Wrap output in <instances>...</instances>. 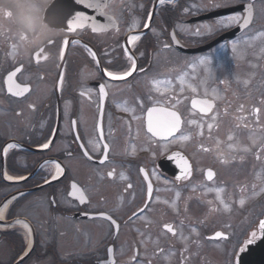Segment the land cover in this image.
<instances>
[{"label":"flooded vegetation","instance_id":"obj_1","mask_svg":"<svg viewBox=\"0 0 264 264\" xmlns=\"http://www.w3.org/2000/svg\"><path fill=\"white\" fill-rule=\"evenodd\" d=\"M52 1L0 0V264H235L241 243L252 231L259 235L264 220V39L245 41L264 32V0H225L229 6L219 9L203 7L208 0H107L112 21L97 20L112 26L93 32L89 23L69 33L44 24ZM249 4L252 22L230 42H237L235 54L219 55V47L181 51L237 28L204 26H215L225 11L245 14ZM131 35L140 39L129 46ZM126 50L137 71L125 80L106 77L104 69L130 66ZM201 60L211 61V74ZM21 65L14 81L30 90L16 96L7 78ZM160 80L170 83L156 92L153 81ZM193 99L212 100V113L202 116ZM157 101L181 115L189 139L164 141L146 132V109ZM191 119L203 123V135ZM49 141L47 149L38 147ZM105 143L108 159L101 164ZM8 144L16 147L4 153ZM176 153L191 166L180 180ZM216 232L226 238H211Z\"/></svg>","mask_w":264,"mask_h":264},{"label":"snow or ice","instance_id":"obj_2","mask_svg":"<svg viewBox=\"0 0 264 264\" xmlns=\"http://www.w3.org/2000/svg\"><path fill=\"white\" fill-rule=\"evenodd\" d=\"M79 3H81L84 8L86 9H91L93 10L96 15L95 16H89L84 12H78L76 13L74 19L69 20L68 21V30L69 31H73L76 28H83L85 27L86 24L91 23L92 24V31L96 32V31H103L105 30L108 26H112L111 23L109 25H104L101 24L98 20L97 17L99 16H106V9H107V0H78ZM166 2V0H159V3L161 5H164ZM169 3L172 2V0H168ZM211 6L214 9H219L221 7H228L229 5L225 2V0H220L219 3L215 2V0H208V4L203 5V7H208ZM193 7H201V5H196L193 4ZM252 5L249 4L247 6H245L244 8V13L245 14H241V13H233L230 15H225L221 18L218 19L217 23L215 26H208L205 25L204 27L208 30V31H212L213 27L219 26V27H230L233 25L238 26L241 29H247L251 22H252V16H253V11H252ZM185 12H188L189 9L185 8L184 9ZM106 18L108 19L109 22L112 21V17L111 16H106ZM150 20H151V14H148L147 16V20L146 22L143 24L144 28H149L150 26ZM200 28H197L195 30V34L199 35L200 34ZM257 36H264V32L261 33H257L251 36H246L245 37V41H249V40H254L257 38ZM174 40L176 39L175 33H173V37ZM140 37L138 35H131L130 37L127 38V45L131 46L133 44H135V42L137 40H139ZM51 43H54V41H52ZM64 45L67 46V44L69 43V41L67 39L64 40ZM176 43L178 44L179 41L177 40ZM165 47H168V45H165ZM232 48L233 50H235L237 48V42H233L232 43ZM89 51L91 52V55L95 58V52H92L91 49H89ZM126 55L128 56V59L131 61L130 66L127 68V70H124L120 73L114 72V71H109L108 69H104V75L106 77H109L112 80H125L127 79V77L131 76L134 72L137 71V63L136 60L134 58V56L128 52L126 50ZM61 57H63V50H61ZM38 58V57H37ZM37 62L38 59H37ZM201 64H209L211 65V61H205V60H201L200 61ZM23 68V65L20 66V68H17L14 72L10 73L8 78H7V83H8V91L10 93H12L13 95L16 96H22L24 95V93L28 92L30 89L28 86H21L20 84H16L14 81V77L16 75L17 72L21 71ZM139 71L143 72L144 69H139ZM206 71L209 72V74H211V68L209 67L208 69H206ZM62 79V77H61ZM170 83V81H153V85L155 87L156 92H160V88L158 85L161 84H167ZM220 83H224L223 80L220 81ZM13 87H15V92H13ZM192 91H196L195 88L192 89ZM100 92L101 94H105L104 92V87L101 86L100 88ZM148 100H152L153 96L151 94V92L149 93ZM143 100L140 101L141 106L143 107ZM214 102L212 100L209 99H193L192 100V108L193 109H198L199 113L202 114V116L207 117L210 113H212L213 108H214ZM241 108H243V105H241ZM128 110V109H126ZM256 113L260 112V109L257 108L255 109ZM212 120H215L216 117L212 116L211 117ZM187 123L189 125H193L196 126L197 128L200 129V135H203V123L198 121L197 119H191L189 121H187ZM184 124V121L181 118V115L175 111V110H171L169 108L160 106V102L157 101L155 104H153L150 107H147L146 109V132L148 134L151 135V137L153 138H159L161 140L164 141H170L172 139H181V140H186L189 139L190 137L188 135H184L182 133V125ZM73 125H75V121H73ZM208 129L211 130L213 128V124L212 123H208L207 125ZM99 131H100V139H103V127L102 124L99 126ZM177 133H181V135L179 137H177ZM229 140L232 139L231 136L228 137ZM50 141L49 143H44L42 145H39L38 147L41 149H47L49 147ZM16 145L15 144H8L7 146H5V148L3 149L4 153H7L9 149L15 148ZM231 147V145H230ZM108 144L105 143L103 145V158L100 160V163L103 164L105 163V161L108 159ZM178 160V163L181 167V172L182 175L181 176H177L176 179L180 180L182 179V177H186L187 175L190 174L191 172V166L187 160L186 157H184L182 154L180 153H176L175 157ZM259 159V157H258ZM55 163V162H52ZM55 167L57 168V170L62 171V168L60 166L59 163H55ZM141 172L144 173L145 178H147L148 173L145 172L144 169H141ZM108 175L111 177L113 175V172H109ZM214 172L209 169L206 172V179L208 181H212L214 178ZM6 179L8 180H24L27 179V177L24 176H20V177H13V176H9L7 174H5ZM125 177L123 176V174H121V179H124ZM52 179H57L56 176H52ZM49 181H45V183H48ZM72 187L74 189H77L79 191V196L78 199L80 201V203H87V196L85 195L84 191L81 189L77 188V185L73 184ZM132 185L129 184L128 188H131ZM211 190V189H210ZM152 185L151 183L148 184V196L149 198H151L152 196ZM217 191V195L219 198V193L222 191V189H216ZM15 199V198H13ZM241 204H243V200L240 201ZM6 207V205H5ZM99 217L110 221L111 225L115 226L117 229L119 228V225L117 223V221L115 219H113L112 216L106 214V213H99L98 214ZM5 219L4 214L2 211H0V221H3ZM26 228L29 229V231H31V228L29 225L25 224L24 225ZM165 228L167 229L168 232L173 233V235H175V229L171 226V225H165ZM259 232H260V236L258 237L257 232L256 231H252L250 233V235L246 238V240L244 242L241 243L240 247H239V251L243 252L246 247L252 243H254L258 238H264V220H260L259 221ZM211 238H215V239H221V238H226L224 236L223 233L221 232H216L214 237ZM210 238V239H211ZM109 251H111V249H109Z\"/></svg>","mask_w":264,"mask_h":264},{"label":"water","instance_id":"obj_3","mask_svg":"<svg viewBox=\"0 0 264 264\" xmlns=\"http://www.w3.org/2000/svg\"><path fill=\"white\" fill-rule=\"evenodd\" d=\"M84 9V6H81V4L78 6L72 5V0H56L47 10L44 20L52 27L68 31V21L74 19L76 13L84 12ZM244 30L237 28L233 32L223 36L219 42L233 39ZM238 264H264V238H261L257 244L250 246L247 252L240 256Z\"/></svg>","mask_w":264,"mask_h":264},{"label":"rangeland","instance_id":"obj_4","mask_svg":"<svg viewBox=\"0 0 264 264\" xmlns=\"http://www.w3.org/2000/svg\"><path fill=\"white\" fill-rule=\"evenodd\" d=\"M257 38H263V39H264V36H257ZM221 50H223V52H220L219 54H221V55H223V54H228V53H227V50L225 49V51H224V48H223V47L221 48ZM209 67H210L211 70H212L211 65H209V64H207V63L203 64V71H206V69H208ZM206 73H208V71H207Z\"/></svg>","mask_w":264,"mask_h":264},{"label":"bare ground","instance_id":"obj_5","mask_svg":"<svg viewBox=\"0 0 264 264\" xmlns=\"http://www.w3.org/2000/svg\"><path fill=\"white\" fill-rule=\"evenodd\" d=\"M137 42V41H136ZM135 42V43H136ZM134 45V44H133ZM20 227L23 229V230H27V228L23 225V224H20Z\"/></svg>","mask_w":264,"mask_h":264}]
</instances>
